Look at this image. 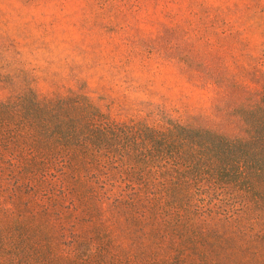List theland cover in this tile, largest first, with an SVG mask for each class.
Instances as JSON below:
<instances>
[{
	"label": "trees",
	"instance_id": "1",
	"mask_svg": "<svg viewBox=\"0 0 264 264\" xmlns=\"http://www.w3.org/2000/svg\"><path fill=\"white\" fill-rule=\"evenodd\" d=\"M0 82V264H264V98L227 136Z\"/></svg>",
	"mask_w": 264,
	"mask_h": 264
},
{
	"label": "rangeland",
	"instance_id": "2",
	"mask_svg": "<svg viewBox=\"0 0 264 264\" xmlns=\"http://www.w3.org/2000/svg\"><path fill=\"white\" fill-rule=\"evenodd\" d=\"M1 74L121 119L240 136L264 98V0H0Z\"/></svg>",
	"mask_w": 264,
	"mask_h": 264
}]
</instances>
